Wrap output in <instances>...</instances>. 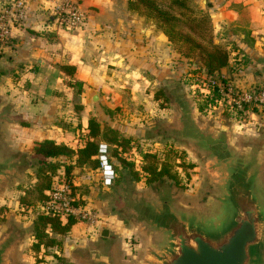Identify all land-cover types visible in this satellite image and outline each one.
<instances>
[{"label":"crops","instance_id":"1","mask_svg":"<svg viewBox=\"0 0 264 264\" xmlns=\"http://www.w3.org/2000/svg\"><path fill=\"white\" fill-rule=\"evenodd\" d=\"M73 1L85 13L81 27L61 24L51 0H27L23 19L9 26V41L0 42V150L6 157L34 156V146L45 139L76 149L88 133L91 117L109 123L125 137H137L141 123L133 121L136 118L130 114V107L134 108L133 104L142 99L150 105L146 106L149 111L153 108L151 99L159 100L155 93L162 89L166 78H175L188 69L186 60L164 33L128 8L129 0ZM5 3L0 0V12ZM206 3L215 40L234 47L228 65L217 74L236 86H251L255 81L251 72L260 75L255 67L263 65L259 59L264 58V0H206ZM240 56L241 66L234 71ZM62 65L73 66L74 72H65ZM93 96L98 99L93 101ZM250 117L260 115L253 112ZM256 120L246 123L252 125L249 127L252 132ZM74 158L59 156L56 160L68 164ZM35 167H26L32 176H27L26 184L15 187L12 203L19 210L21 187L34 181ZM97 171L99 168L75 167L71 177L76 189L84 187L88 177ZM64 172L61 166L58 173ZM76 196L87 197L79 196L78 192ZM88 205L110 225L100 228L108 230L106 237L100 235L103 243L110 242L115 226L109 222L117 223L116 216H104L95 200ZM1 207L0 211L6 206ZM5 217L8 218L6 212L0 213L2 221ZM8 224L6 220L5 226ZM70 230L79 234L89 231L86 224L78 221Z\"/></svg>","mask_w":264,"mask_h":264},{"label":"rangeland","instance_id":"2","mask_svg":"<svg viewBox=\"0 0 264 264\" xmlns=\"http://www.w3.org/2000/svg\"><path fill=\"white\" fill-rule=\"evenodd\" d=\"M197 3L199 8L209 13L206 1H197ZM259 60L263 63L262 66L255 67L261 72L259 77L255 78V74L251 72V78L255 80L251 86L247 88L237 86L238 88L246 90L264 82V58ZM186 64L187 71H190L191 64L187 61ZM208 76L202 70H196L192 71L190 76L184 72L175 78H166L165 85H161L162 94L158 98L159 100L151 99L150 101L153 108L148 111L146 106L150 105H147V102L142 99L133 104L134 108L130 107V114L136 118L133 121L141 123L138 125L141 126V129L138 130L137 137H129L132 141L131 148L123 155L130 162L133 158L140 163V151L144 150L155 153L160 159L167 157L177 172V184L167 177L146 183L145 176L141 171H139V180L135 181L128 173V168L121 165H116V177L110 186H105L102 183L99 171L93 172L88 177L87 183H84L82 192L87 197L79 199V202L92 208L88 203L95 200L99 203L100 211L104 216H116L117 223L116 221H114L115 223L109 222L115 226L112 236H109L111 237L110 243L114 245L112 264H144L148 243L151 241L148 232L129 218L127 200L145 197L153 199L158 190L171 188L175 191L178 202L198 206L207 202V199H210L209 196L213 194L214 176L211 170V159L193 139L185 136L184 133L177 132L176 128L180 127L181 122H192L194 126L199 125L202 131L215 135L226 134L231 148L236 153L245 151L249 155L254 150L264 153V108L253 105L239 107L221 99L219 103H216V108L210 111L202 99L203 91L200 88L203 78ZM240 83L242 84V81ZM253 112L259 113L260 117L251 118ZM146 114L148 115L146 116ZM221 120L224 121L221 122ZM255 120V132H252L249 128L252 125H246V123ZM222 123L229 125L230 129L227 133L221 130ZM140 163L134 164L136 169L140 170ZM27 176L31 177L32 174L27 172L26 166H22L11 177L0 182V207L6 206L0 213L6 212L8 218H5L9 221L8 227H6V220L2 221L0 218V237L14 230L18 238L10 249L8 264H49L55 262L57 257L63 259L66 264H90L85 260L86 252L92 248L102 249L104 243L99 231L102 226L110 227V225L98 214L99 211L92 208L100 216V221L96 225L87 221L82 222L88 226L89 231L79 234L77 230L74 232L70 230L67 234L57 235L61 239L60 245L41 246L37 252L34 251L32 248L34 243L32 219L34 215L32 212L20 211L12 203L16 194L15 187L26 184ZM69 178L72 179L71 176ZM258 189L261 194H264V172L261 174ZM210 208L206 207L191 212L206 213L211 211ZM1 227L5 229H1Z\"/></svg>","mask_w":264,"mask_h":264},{"label":"water","instance_id":"3","mask_svg":"<svg viewBox=\"0 0 264 264\" xmlns=\"http://www.w3.org/2000/svg\"><path fill=\"white\" fill-rule=\"evenodd\" d=\"M255 75L259 77L257 72ZM176 129L210 157L214 191L198 206L178 202L171 188L158 190L153 199L126 201L129 218L151 237L144 264H264V194L258 189L264 153H236L226 134L204 132L192 122L183 121ZM229 129L222 123L223 132ZM38 161L36 156L6 157L0 150V182L20 167H33ZM206 207L211 211L191 212ZM99 234L106 237L108 230L103 228ZM17 240L14 230L0 237V264H8ZM112 255L113 246L106 241L101 250L87 251L85 260L112 264Z\"/></svg>","mask_w":264,"mask_h":264},{"label":"trees","instance_id":"4","mask_svg":"<svg viewBox=\"0 0 264 264\" xmlns=\"http://www.w3.org/2000/svg\"><path fill=\"white\" fill-rule=\"evenodd\" d=\"M128 8L137 12L152 22L160 29L173 48L191 64L190 73L196 70H204L207 75H218L217 73L228 65L230 51L234 47H229L226 43L215 42L213 24L207 11L199 8L196 0H129ZM189 60V61H188ZM198 60L200 64H194ZM243 57L237 58L239 65L234 66V71H238ZM61 69L67 73H73L74 67L62 65ZM81 85V84H78ZM162 91L157 90L155 98L158 99ZM218 91H214L211 98H205V104L214 103L219 98ZM201 109V108H200ZM88 133L83 138L81 146L73 149L65 144H58L53 140L45 139L37 142L34 146V156L39 158L34 170V181L21 187L23 193L20 195V211L27 212L31 207H35L48 200L53 177L58 174V169L64 166V175L73 176L71 172L75 167L87 170H96L100 167L99 150L102 144H106L111 149L108 152V163L115 171L116 165L128 168V173L135 181L139 180V171L145 176L146 183L162 180L163 177L178 183L177 172L173 169V163L167 157L160 159L150 151H140V170L135 168L134 162L127 160L124 153L130 151L131 139L123 136L117 129L109 123H101L95 117L88 120ZM59 156L73 157V163L62 164L56 160ZM117 163V164H116ZM116 172V171H115ZM73 193L79 196L83 194L82 187L73 186ZM77 198L74 204H83ZM34 243L32 248L38 251L41 246L51 247L61 244V239L57 235L66 234L72 225L77 222L73 216L66 217L32 211ZM51 233L55 235H51ZM49 264H66L63 259Z\"/></svg>","mask_w":264,"mask_h":264},{"label":"built area","instance_id":"5","mask_svg":"<svg viewBox=\"0 0 264 264\" xmlns=\"http://www.w3.org/2000/svg\"><path fill=\"white\" fill-rule=\"evenodd\" d=\"M52 9L57 15L59 22L70 28L81 27L84 23L85 13L78 3L73 0H51ZM5 6L0 12V42L7 43L10 38L9 26L15 21H20L25 15V7L27 0H5ZM201 91L202 99L211 98L214 91H218L220 99L216 98L214 103L208 104L211 111L216 108L219 100H226L233 105L241 106H261L264 108V82L259 86L249 89H240L231 80L221 75H209L203 78ZM191 85V89H192ZM199 88V89H200ZM225 97V98H224ZM109 146L102 144L99 150V159L101 161L99 173L102 183L110 186L116 177V172L108 163ZM134 164L140 161L133 159ZM140 165V164H139ZM72 179L66 177L64 173H58L53 177L49 198L47 201L31 207L27 212L37 210L39 212L49 213L60 216L65 220L68 216H73L78 222H91L96 225L100 221V216L87 204H74L77 196L74 195Z\"/></svg>","mask_w":264,"mask_h":264}]
</instances>
